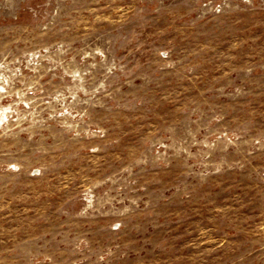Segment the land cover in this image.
<instances>
[{
  "label": "rangeland",
  "instance_id": "rangeland-1",
  "mask_svg": "<svg viewBox=\"0 0 264 264\" xmlns=\"http://www.w3.org/2000/svg\"><path fill=\"white\" fill-rule=\"evenodd\" d=\"M0 264H264V0H0Z\"/></svg>",
  "mask_w": 264,
  "mask_h": 264
}]
</instances>
